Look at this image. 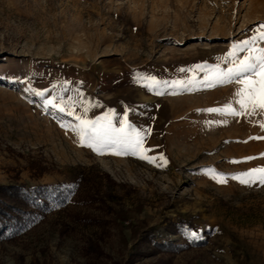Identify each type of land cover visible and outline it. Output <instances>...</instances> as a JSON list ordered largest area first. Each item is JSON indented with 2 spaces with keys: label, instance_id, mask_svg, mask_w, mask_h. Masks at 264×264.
Listing matches in <instances>:
<instances>
[{
  "label": "rangeland",
  "instance_id": "rangeland-1",
  "mask_svg": "<svg viewBox=\"0 0 264 264\" xmlns=\"http://www.w3.org/2000/svg\"><path fill=\"white\" fill-rule=\"evenodd\" d=\"M262 23L264 0H0V185L76 182L95 196L7 231L0 264H264V184L233 178L264 168V112L207 111H243L241 85L209 77ZM61 97L98 127L150 128L163 166L82 147L61 127L78 121L45 104ZM149 236L207 243L165 252Z\"/></svg>",
  "mask_w": 264,
  "mask_h": 264
},
{
  "label": "snow or ice",
  "instance_id": "snow-or-ice-1",
  "mask_svg": "<svg viewBox=\"0 0 264 264\" xmlns=\"http://www.w3.org/2000/svg\"><path fill=\"white\" fill-rule=\"evenodd\" d=\"M264 23H262L255 33L248 39L237 41L233 44L232 50L223 59L225 62L231 63L232 67L226 70L220 69L216 66V74L214 77H209V81L215 80L217 83H235L241 85L235 92L234 103L239 105L243 111L237 110L233 107L232 103L225 105L219 109H208L209 112H217L221 115L238 117L249 112L255 114L257 110L264 112ZM243 53L244 55H241ZM197 68L200 66L197 65ZM181 71H187L181 69ZM153 82V86L158 85L155 77L149 78ZM174 87L186 88L187 85L184 81H175ZM28 91H34L28 89ZM35 95L44 96V91H34ZM80 102L75 99L65 100L63 97L60 99H48L45 104L64 113L68 116H73L78 123L76 125L61 124V127L71 126L72 130L79 137V142L82 147L91 148L98 155H104L106 151L111 150L113 155H134L139 159L146 160L148 163H156V157L148 155L152 151L151 148L146 147L147 138L151 134V129H135L133 125L128 124L129 131L122 128H114L109 122L104 126H97L99 121H91L86 119V113L89 111V106L83 108L84 115L76 113V106ZM91 105V102H88ZM250 110V111H249ZM264 127V123L261 124ZM253 139H260L254 137ZM264 155V154H262ZM166 164V159L161 157ZM256 159V157H246L245 161ZM232 163H241L243 161H231ZM157 167L163 166L156 163ZM213 173L214 179L218 183H226L227 178L223 173H217L215 169L207 170ZM258 174V175H257ZM239 182L251 186L259 181L264 184V168L250 169L247 172L240 173L238 177ZM189 235L194 238H200L198 233L190 232Z\"/></svg>",
  "mask_w": 264,
  "mask_h": 264
},
{
  "label": "trees",
  "instance_id": "trees-1",
  "mask_svg": "<svg viewBox=\"0 0 264 264\" xmlns=\"http://www.w3.org/2000/svg\"><path fill=\"white\" fill-rule=\"evenodd\" d=\"M114 184V183H113ZM93 192L85 194L78 183L44 184L35 187H27L24 184L0 185V237L7 231L18 233L43 219L49 212L56 209L67 208L76 201L89 203L95 200ZM100 218L93 220L100 222ZM103 221V219H102ZM134 234L139 230L133 225ZM125 240V234L122 231ZM154 249L172 252L203 246L207 240H187L186 244L177 242L159 241L149 236Z\"/></svg>",
  "mask_w": 264,
  "mask_h": 264
}]
</instances>
